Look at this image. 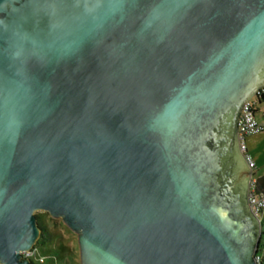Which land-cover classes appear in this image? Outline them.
<instances>
[{
  "label": "water",
  "instance_id": "obj_1",
  "mask_svg": "<svg viewBox=\"0 0 264 264\" xmlns=\"http://www.w3.org/2000/svg\"><path fill=\"white\" fill-rule=\"evenodd\" d=\"M263 86L264 0H0V264H34L36 212L80 264H255Z\"/></svg>",
  "mask_w": 264,
  "mask_h": 264
},
{
  "label": "rangeland",
  "instance_id": "obj_2",
  "mask_svg": "<svg viewBox=\"0 0 264 264\" xmlns=\"http://www.w3.org/2000/svg\"><path fill=\"white\" fill-rule=\"evenodd\" d=\"M248 154L256 164L255 177L264 173V133L246 139ZM38 222L49 235L45 245H35L34 259L41 264H80L76 234L72 233L60 219H52L46 212H36ZM260 245L264 246V217L261 220Z\"/></svg>",
  "mask_w": 264,
  "mask_h": 264
},
{
  "label": "built area",
  "instance_id": "obj_3",
  "mask_svg": "<svg viewBox=\"0 0 264 264\" xmlns=\"http://www.w3.org/2000/svg\"><path fill=\"white\" fill-rule=\"evenodd\" d=\"M261 133H264V86L259 88L255 95L243 104L237 120L238 148L243 154V158L252 175L247 192L248 206L260 223L264 217V196L256 194L253 188L256 181V165L247 152L246 139ZM34 251L35 247L31 251L21 254L23 258L30 259L34 264H41L42 260L35 262ZM255 264H264V246L259 249L258 254L256 253Z\"/></svg>",
  "mask_w": 264,
  "mask_h": 264
},
{
  "label": "trees",
  "instance_id": "obj_4",
  "mask_svg": "<svg viewBox=\"0 0 264 264\" xmlns=\"http://www.w3.org/2000/svg\"><path fill=\"white\" fill-rule=\"evenodd\" d=\"M253 188H254L256 194L264 196V175L256 177V181L253 185ZM38 224H39V222H38ZM39 226H40V224H39ZM41 228H42V232H41L39 240L36 243V245H40V246L47 244L50 240L49 235L47 234L45 229L43 227H41ZM259 246L260 247L258 248L257 254L259 253V249L262 247V245L259 244Z\"/></svg>",
  "mask_w": 264,
  "mask_h": 264
},
{
  "label": "flooded vegetation",
  "instance_id": "obj_5",
  "mask_svg": "<svg viewBox=\"0 0 264 264\" xmlns=\"http://www.w3.org/2000/svg\"><path fill=\"white\" fill-rule=\"evenodd\" d=\"M233 111L234 112H231L229 114L224 115L223 118H226V117L230 118L233 121V124H234L235 123V120L237 118V112H238V110H233Z\"/></svg>",
  "mask_w": 264,
  "mask_h": 264
},
{
  "label": "crops",
  "instance_id": "obj_6",
  "mask_svg": "<svg viewBox=\"0 0 264 264\" xmlns=\"http://www.w3.org/2000/svg\"><path fill=\"white\" fill-rule=\"evenodd\" d=\"M250 138H251V137H250ZM247 152H248V149H247ZM254 163H255V162H254ZM255 165H256V164H255ZM246 167H247V166H246ZM247 169H248V168H247ZM256 170H257V169H256ZM262 175H264V173H263ZM262 175H261V176H262Z\"/></svg>",
  "mask_w": 264,
  "mask_h": 264
}]
</instances>
